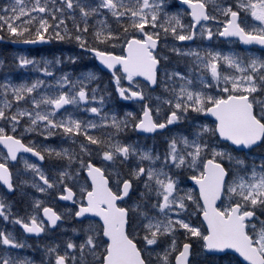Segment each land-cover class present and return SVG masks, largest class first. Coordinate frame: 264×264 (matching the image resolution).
<instances>
[{
	"label": "snow or ice",
	"instance_id": "6c2138e0",
	"mask_svg": "<svg viewBox=\"0 0 264 264\" xmlns=\"http://www.w3.org/2000/svg\"><path fill=\"white\" fill-rule=\"evenodd\" d=\"M5 38L80 50L43 67L17 54L19 68L53 79L0 83V217L36 237L72 223L39 264H264V0H8ZM218 38L245 47L224 52ZM85 57L96 62L88 71L59 67ZM113 95L139 110L104 111ZM145 133L165 136L162 155L139 146ZM13 169L53 201L28 194L30 209L14 215L4 198L17 190ZM25 246L0 230V264H37Z\"/></svg>",
	"mask_w": 264,
	"mask_h": 264
},
{
	"label": "rangeland",
	"instance_id": "374dc122",
	"mask_svg": "<svg viewBox=\"0 0 264 264\" xmlns=\"http://www.w3.org/2000/svg\"><path fill=\"white\" fill-rule=\"evenodd\" d=\"M6 3H8V0H0V7H2ZM169 3H172V0H169ZM209 11H211V8H209ZM219 41H220L219 39L217 41H214L213 47H217L224 52H228L230 50H234V51L240 50L238 48L237 42L233 45H229L227 43H220ZM175 43L183 44V45L191 44V42H179V41H177ZM197 43H199V41H197ZM192 46L195 47V45H192ZM254 51H255L256 55L262 54L257 49H254ZM77 52H79L77 49H74V50L70 49L68 51H64L63 54L51 55V56H35V54L31 53L29 49H17V50L13 49V54H12L13 60L12 61H14V62H13L12 72H9L6 69V64H5L4 60L0 57V83H2L4 81L5 77L12 80L13 83H19L21 80H26L27 82L31 83V81L37 77L44 79L46 82L51 81L53 79L52 77H44L42 75V73H40L38 71H33L32 66H27L26 68H23V69L19 68L18 64L16 63V59H15L17 54H23V55L27 56L29 59H35V60L41 61L40 67H43V63H42L43 58L53 60V58L56 56H61L63 58L64 56H68V55H71V54H74ZM179 58L182 60L183 63H188L187 58H184V57H179ZM85 59H86V57H85ZM59 67L63 71L70 72L73 75H75L76 73H78L80 71L90 70V69H86V68L84 69V67H82L79 70H73L74 65L71 62H65V64L60 65ZM74 68H77V66H75ZM174 68H176V67H174ZM186 70H187V66H184L183 71H186ZM108 76H110V74L101 77V80L99 82V86L101 89H104L105 85L110 83ZM40 90L41 91L44 90L43 86H41ZM110 91H112L114 94V86L110 89ZM102 94H103L102 92L97 93V96L99 97ZM104 99H105V104H104L103 110L106 112L111 110V111L117 112L118 115L123 116L126 111H138L139 110L137 105L135 103H133L132 101H121L119 99V97L115 96V95H113L112 98L105 96ZM65 108L68 109L69 111H72L71 106H65ZM74 115L81 117V118H91L92 117L91 113H86V112H82V111L74 112ZM96 119H98V117ZM176 127L179 128L180 126L178 125ZM170 134L171 133H166V135H170ZM31 136L35 137V140L37 142L44 140V138L42 136H37L36 134H31ZM122 136L124 138H130L132 141L137 140L136 133L134 132V130H131V129H129L125 134H122ZM29 138H31V137H29ZM60 140H61V137L53 136V137H49L48 140L46 141V143H49L52 146H58L60 144ZM139 146L144 148L145 150H149V149L152 150L153 154H155L158 151L162 155L163 151L166 147L165 136L164 135H154L152 137L139 136ZM2 151L3 150L0 149V152H2ZM46 162L47 163L44 165V167H45V170L47 171L48 165L50 162L47 159H46ZM17 167H19L21 170H23L22 164L17 165ZM15 173H16V169H13L14 182L17 185V190L15 191V196L13 197L15 199L10 198L9 195L4 197L5 202L11 204V212L14 215H25L26 210L30 209L31 200H30V197L28 194H31L32 197L45 198L50 203L53 201L54 196L43 197V195L41 193L36 192L30 186L20 185V183H19L20 177H16ZM28 176H29V178H31L30 173H28ZM37 182L39 183L38 180H37ZM3 193H5V191L0 192V196H2ZM18 203L22 206V209L17 210L15 205H18ZM4 224H7L6 231H8V230L14 231L16 235H17V233L15 231V227L19 228V231H20L19 225H14L11 221V218L8 221H5L2 217H0V230H3ZM71 227H72L71 221H68L67 219H65L61 223V229H69V231L65 232V231H62L61 229H56V231L54 233L46 231L44 233L42 239L38 242V244L36 246L30 245V243H28V241L25 239V245H26L25 248L22 250H18V251L20 252V255L22 257L33 259L37 262V264H39V262L42 259H44L43 250L47 245H49L53 242H59V243L63 244L64 238L66 236L73 235L70 231ZM17 237H22V236H20L18 234Z\"/></svg>",
	"mask_w": 264,
	"mask_h": 264
},
{
	"label": "trees",
	"instance_id": "16d2710c",
	"mask_svg": "<svg viewBox=\"0 0 264 264\" xmlns=\"http://www.w3.org/2000/svg\"><path fill=\"white\" fill-rule=\"evenodd\" d=\"M173 2V0H172ZM187 19V18H186ZM115 26V25H114ZM4 40L6 41H10L7 38H5ZM74 50L77 49L78 51H80L78 48H76L74 46V44L71 43H66V42H59V41H51L49 45H45L42 47H36V48H31L29 49L31 53L35 54V56H51V55H58V54H63L64 51H68V50ZM13 47L7 43H0V57L4 60L5 64H6V69L9 72H12L13 70ZM169 55L172 58V64L171 66L174 68L176 67V69L183 71L184 70V66H187V63H183L182 60L177 57L176 55H174L173 53H169ZM87 66L86 69H91L92 65L95 64L94 60L89 59L88 57L82 58L78 63H77V68L73 67V70H79L82 68V66ZM85 69V68H84ZM47 163V162H46ZM15 196V192L13 193V195L9 196L12 199ZM9 198V199H10ZM15 207L18 209H22V206L18 203V205H15ZM6 226L7 224H4L3 230H6ZM15 231L17 233V235L19 234L20 236L24 237L28 243H30V245L32 246H36L38 244V242L42 239L38 238L37 240L30 238V237H26L24 236L21 231H19V228L15 227ZM56 231V230H55ZM55 231H49L51 233H54ZM199 259H201L203 261V264H216V258L209 255L206 257H200Z\"/></svg>",
	"mask_w": 264,
	"mask_h": 264
},
{
	"label": "water",
	"instance_id": "95a60500",
	"mask_svg": "<svg viewBox=\"0 0 264 264\" xmlns=\"http://www.w3.org/2000/svg\"><path fill=\"white\" fill-rule=\"evenodd\" d=\"M223 39V38H222ZM2 40H0V42H1ZM9 44L12 46V47H14V48H17V49H27V48H35V47H40V46H44V45H48L49 43H46V44H36V45H23V44H13L12 42H9ZM241 47H245L244 45H241ZM255 47H257V48H259V46H255ZM145 135H151V133H145ZM0 148L2 149V146H0ZM23 155H25V156H27V157H29V158H31L33 161H35V162H37V163H39V164H42L43 162H41V161H39V160H36V158L35 157H31V154L30 153H26V154H23ZM11 163H13V162H11ZM6 192H7V190L6 189H4ZM27 236H31V237H35V238H37L35 235H31V234H26Z\"/></svg>",
	"mask_w": 264,
	"mask_h": 264
}]
</instances>
